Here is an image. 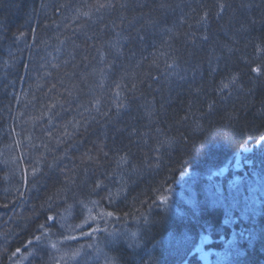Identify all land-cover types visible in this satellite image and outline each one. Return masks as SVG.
<instances>
[{"label":"trees","instance_id":"1","mask_svg":"<svg viewBox=\"0 0 264 264\" xmlns=\"http://www.w3.org/2000/svg\"><path fill=\"white\" fill-rule=\"evenodd\" d=\"M263 182L264 0H0V264H264Z\"/></svg>","mask_w":264,"mask_h":264},{"label":"rangeland","instance_id":"2","mask_svg":"<svg viewBox=\"0 0 264 264\" xmlns=\"http://www.w3.org/2000/svg\"><path fill=\"white\" fill-rule=\"evenodd\" d=\"M259 190L261 192H264V182L259 186ZM233 239H235V238H233ZM233 239L228 241L227 246H229L230 244L231 245L234 244L235 240H233ZM95 250H100V249L96 248ZM222 255H224L223 250H222V252H217V251H214L213 247H209L207 249V251H205L202 254V257L200 259L203 262L202 264H218L219 262L226 260L224 257H226L227 255H225V256H222Z\"/></svg>","mask_w":264,"mask_h":264},{"label":"snow or ice","instance_id":"3","mask_svg":"<svg viewBox=\"0 0 264 264\" xmlns=\"http://www.w3.org/2000/svg\"><path fill=\"white\" fill-rule=\"evenodd\" d=\"M99 7H105V5H100ZM85 15H87V13H85ZM253 71H255L257 74H261L262 70H261V68L257 67L255 69H253ZM117 95H119V93H117ZM50 119H51V117H50ZM50 219H54V218L50 217ZM37 240H39V238H37ZM53 247H55V245H53Z\"/></svg>","mask_w":264,"mask_h":264},{"label":"bare ground","instance_id":"4","mask_svg":"<svg viewBox=\"0 0 264 264\" xmlns=\"http://www.w3.org/2000/svg\"><path fill=\"white\" fill-rule=\"evenodd\" d=\"M253 57H255V58H253V61H255L256 59H258L259 61H260V59H262V57L261 56H253ZM260 65V64H259ZM261 66V65H260ZM224 245H226V243L225 242H222Z\"/></svg>","mask_w":264,"mask_h":264}]
</instances>
